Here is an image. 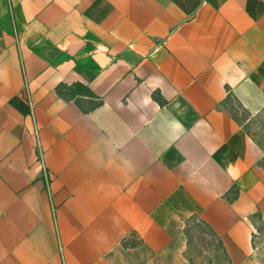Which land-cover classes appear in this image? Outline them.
<instances>
[{
    "label": "crops",
    "instance_id": "1",
    "mask_svg": "<svg viewBox=\"0 0 264 264\" xmlns=\"http://www.w3.org/2000/svg\"><path fill=\"white\" fill-rule=\"evenodd\" d=\"M82 87L84 90L82 91ZM264 0H0V264H264Z\"/></svg>",
    "mask_w": 264,
    "mask_h": 264
},
{
    "label": "rangeland",
    "instance_id": "2",
    "mask_svg": "<svg viewBox=\"0 0 264 264\" xmlns=\"http://www.w3.org/2000/svg\"><path fill=\"white\" fill-rule=\"evenodd\" d=\"M230 107L241 120H247L246 126L259 148L261 162L264 166V112L250 118L234 100H231ZM189 233L191 243L188 252L193 262L197 264H229L225 259L221 243L201 222L191 221ZM262 252L264 253V248H262Z\"/></svg>",
    "mask_w": 264,
    "mask_h": 264
},
{
    "label": "trees",
    "instance_id": "3",
    "mask_svg": "<svg viewBox=\"0 0 264 264\" xmlns=\"http://www.w3.org/2000/svg\"><path fill=\"white\" fill-rule=\"evenodd\" d=\"M80 88H81L82 91L84 90L82 87H80Z\"/></svg>",
    "mask_w": 264,
    "mask_h": 264
}]
</instances>
